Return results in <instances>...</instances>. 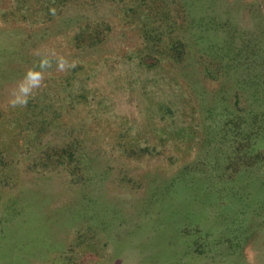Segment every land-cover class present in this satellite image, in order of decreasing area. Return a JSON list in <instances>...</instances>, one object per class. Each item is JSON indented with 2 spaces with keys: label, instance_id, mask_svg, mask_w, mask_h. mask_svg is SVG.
Wrapping results in <instances>:
<instances>
[{
  "label": "rangeland",
  "instance_id": "rangeland-1",
  "mask_svg": "<svg viewBox=\"0 0 264 264\" xmlns=\"http://www.w3.org/2000/svg\"><path fill=\"white\" fill-rule=\"evenodd\" d=\"M261 185L264 0H0V264H264Z\"/></svg>",
  "mask_w": 264,
  "mask_h": 264
},
{
  "label": "clouds",
  "instance_id": "clouds-1",
  "mask_svg": "<svg viewBox=\"0 0 264 264\" xmlns=\"http://www.w3.org/2000/svg\"><path fill=\"white\" fill-rule=\"evenodd\" d=\"M54 14V10H53ZM36 59L33 67H29L23 76L11 88L7 104L11 109L24 108L39 90L45 80V75L55 67L58 72H67L75 67V62L55 52L43 53L39 50L34 53Z\"/></svg>",
  "mask_w": 264,
  "mask_h": 264
},
{
  "label": "trees",
  "instance_id": "trees-1",
  "mask_svg": "<svg viewBox=\"0 0 264 264\" xmlns=\"http://www.w3.org/2000/svg\"><path fill=\"white\" fill-rule=\"evenodd\" d=\"M195 3V2H194ZM194 3H192V6H195V4ZM194 4V5H193ZM201 14V13H200ZM207 20V17H203V16H200V18L197 20L198 22H199V25H200V27H207L208 25H210L211 23H208V20H207V22L205 21V20ZM187 22V21H186ZM193 24L190 26V27H194L195 25V21L193 20ZM188 27H189V25H188ZM196 27L197 26H195V31L193 32V35L191 34V36L192 37H196V38H198V40H200L201 42L203 41V39H204V35H202V31H200V33L199 32H196ZM192 37H190V38H192ZM192 40V39H191ZM191 42V41H190ZM176 43H178L177 41H175V43L174 44H176ZM258 135H263L262 133H259ZM263 187V185H261V188ZM264 188V187H263ZM261 194V193H260ZM264 205V201L262 202V203H260V206L259 207H262ZM244 221H245V218H244ZM220 233H222V232H220ZM222 236H223V234H222ZM221 238V237H220ZM219 244V243H218ZM214 247V246H213Z\"/></svg>",
  "mask_w": 264,
  "mask_h": 264
}]
</instances>
